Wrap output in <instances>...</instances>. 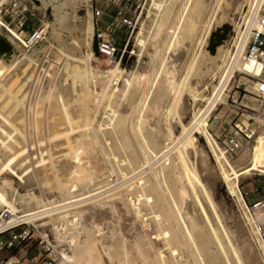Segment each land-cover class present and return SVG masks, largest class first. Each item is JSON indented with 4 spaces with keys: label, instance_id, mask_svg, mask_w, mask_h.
<instances>
[{
    "label": "bare ground",
    "instance_id": "6f19581e",
    "mask_svg": "<svg viewBox=\"0 0 264 264\" xmlns=\"http://www.w3.org/2000/svg\"><path fill=\"white\" fill-rule=\"evenodd\" d=\"M7 1L8 0H0V11L1 7ZM164 1L165 0H160L159 2L154 1L153 4L159 11L156 14L158 19L152 28L154 36H150L153 39L157 38L165 28L163 20L165 14L162 15L163 7L166 4ZM263 1L264 0H256V5L254 4L255 8L253 10L252 8L250 9L252 12L250 11L249 17H246L247 21H245V26H247L245 31L238 32V36L234 40L233 44L235 49L230 50L228 47L225 48L226 45L217 47V53L220 52L222 48H225L223 50L225 54L229 55L232 59L230 60L234 66L247 73L254 72L255 75L259 74L260 65H254L253 62L245 60L244 57L249 41L250 30L256 26V17L259 9L262 7ZM42 2L49 12L50 22L48 25L52 26L53 34L55 38L58 39L59 43L57 44H59V53L66 55V57L73 60V62L83 61L85 64H83L85 66L84 70H80V68L83 67H79L77 64L74 65L75 67L73 70L75 77L84 85V98L89 100L90 97H93L97 99L98 104H100V101L105 98V100L109 99L112 103L115 96H123V99L120 101V109L118 107L115 108V106L111 104H108L109 106L107 105L109 107L108 112L111 115V122L98 124L99 127L97 130L101 135L106 136L110 128L111 134H114L115 138L111 136L109 139L111 140L114 138L119 141V144L115 143L112 146V143H110V147L113 151H118L120 149L125 151L126 157L121 163L125 161L126 163L123 164V169H130L132 175L131 183L128 182L130 184L124 188H117V186L112 189L99 190L100 192L91 193L88 196L85 195V197L81 199H71L75 197L74 194L78 186L91 183L95 177L96 160L95 165H93L95 170L92 171L83 165V155L94 152V146L100 142V136L96 137L97 135L94 134L96 138L93 139V136L91 137L89 134L90 132L84 133V131L92 128L93 119L90 121L84 118L86 122H83V124H77L75 122V118L69 110L71 88H69L66 83L64 84L62 81L58 80L53 89H48L49 86H44L45 89L39 101V103H44L45 100L49 102V111L44 112H48L45 123V137L40 134L38 143L35 141L39 144V152L37 153H40V155H37L39 156V160L34 163L36 164L37 175H35L36 172L33 174V166L31 165L28 155L29 151L27 150L29 145H25V135L23 131V115L25 113L22 115V104L26 96L27 73L29 72V65L31 66L29 63L26 65L25 60L28 59L29 61H33L34 59L27 55L19 59L16 56L14 46L9 44L10 47L7 48L4 42L0 41V207L5 209L6 214V216L0 217V230L13 228L21 222L32 223L34 225H37V222H41L40 224L38 223L39 226L45 227L53 233L57 245L61 248L65 246L62 248L60 254L62 255L61 264H105V257L109 259L112 257L110 247L104 245L100 239L98 240L89 232H87L85 236H82L78 226L85 211L90 207L109 204L111 206H116L119 202L123 204L128 211L134 213L135 217L141 221L142 227L147 228L150 224L148 221L153 220L157 228L154 236L149 235L144 229L143 236L132 243L127 242L125 239H121L115 251L119 264H243L240 258L241 256L239 257L238 254L239 249H235L232 243L233 241H230L231 237L228 236L229 234H227L226 229L222 226L217 228L210 218L208 210L204 205L205 203H203L205 199L202 198L201 193L206 196L207 200H209L208 198L210 197L208 191L205 190L206 188L204 189L203 183L198 177L196 171L198 168L196 167L195 169L194 164L197 158L194 157L193 151L187 147L185 141L193 132L199 131L201 133L213 153L218 165V174L220 178L225 182L229 193L236 196L239 202L244 205L245 200L240 194L239 181L241 176L250 174L253 171L264 174V132L258 136L256 143L249 151H245L241 154L237 162H233L219 146L206 124V120L209 118L211 111L217 106L218 97L222 89L231 79V70L233 69L230 70V73L227 72V75L225 74L228 70L226 68L224 74L227 76H223L224 81L222 82V86H219V88H221L217 89L215 94L207 93L205 95V92L202 94L198 93L199 91L196 86L189 80V75L194 71L199 56V49L197 48L198 51H195L188 66L187 73H185L186 77L184 75L185 79H182L183 81L176 83L174 80L165 79L166 81L160 84L157 95L152 101L149 100L148 95L150 91H148V93L146 92L143 94L141 101L133 107L131 103L127 101V95L133 87L135 88L137 86L136 88L139 89L142 84L141 81L147 79V68L150 62H148V60L143 62L140 57L138 64L136 63L137 66L130 72L125 71L121 63L118 62L113 69L108 71V75L101 76L94 74L95 72L92 70L89 63L94 57L93 51L89 50L86 52L85 50L84 52L82 50V46L84 44L89 45V42L83 40V42L80 43L74 40L71 43L69 41L72 45V47L69 48L64 39L61 38L63 33L71 32L73 27L80 28L83 34L87 36L94 33V27L90 20L89 22L84 21L79 25L76 23V15L73 10L77 0H46ZM185 2L183 12L179 15L177 22L167 28V35L169 36L171 33L165 48V53L168 54V57L161 58L162 61L159 59L161 61L159 66L162 64L161 73L165 72L168 77L177 70V65L182 60L185 48L184 44L186 40H188L187 38L193 36L196 32L195 20L193 18L186 19V15H184L190 0H185ZM251 5L253 4L251 3ZM197 7L198 3L195 4L194 8L196 9ZM161 15L162 18H160ZM211 15L212 16H210L207 21H204L205 23L203 24L204 27L201 31V36L199 34L200 37H197L199 38L196 43L198 46L203 45V42L210 39L213 35L212 20L214 13ZM0 25H3L1 19ZM6 28L10 35L9 38L13 43L14 40L26 43L14 28L9 26H6ZM91 37L93 38V36H90V38ZM136 38L137 43L139 42L142 46L145 45V41L141 39L142 37H140V34ZM36 51L37 49H35L33 53ZM154 53L152 55L149 54L151 60L154 55L156 57V55L160 54H158V50L156 51V49ZM45 58L47 57L45 56ZM63 61L64 60H62V62ZM67 64L66 67L68 68ZM62 67L64 68V65ZM47 75L49 76V74ZM172 78L176 79L175 76H172ZM92 79H95V84L99 83L101 85L100 92H93L89 89V83H92L90 82ZM34 80H36V77ZM150 87H152V85ZM216 88L217 87L214 88L215 91ZM171 92H173L174 97L173 100L171 99V106H167L166 112L169 118L183 116L191 107L195 109V106L199 104L200 100L206 101L207 106L205 109H198V111L194 112L183 135L176 136L174 130L171 127H167V132L162 134L166 142L163 146H160L159 136L161 132L155 121L159 113L161 101ZM34 95L37 96L38 93ZM30 97L29 95V98ZM38 105H34V107L37 108ZM83 106H85V104ZM28 107L27 109H31V106ZM85 110L89 111L88 106H85ZM39 111L37 110L36 116L40 113ZM31 112L32 111H30V113ZM133 113L136 114L135 120L128 124L129 118ZM35 115L33 112V117H35ZM41 116L42 115H38V118H41ZM42 122L39 120L34 122L33 129L35 132H44H42L44 125H42ZM33 126L31 125V127ZM37 133H32V137H34L33 135H37ZM32 139L34 140V138ZM109 139L105 138L104 141L107 143ZM45 140L50 142L49 147L45 145L48 148L42 147ZM134 142H137V144ZM32 145L34 146V144ZM53 150L54 152L56 151L55 153H60L61 160L53 159L56 157L53 156L55 154L52 152ZM103 153L106 154L104 148ZM111 154L114 155L115 159L117 158L115 153L111 152ZM32 156L35 157V155ZM193 161L195 162L193 163ZM244 162L248 164H244ZM123 169L120 170L122 171ZM122 174L124 177H127V173L122 171ZM213 175L216 177L215 174ZM9 178L17 180L18 185L24 188L26 192L21 193L18 190H14L11 192V195H9L4 190V187L10 186L8 181ZM209 179L212 180V176H210ZM36 181L44 185L52 183V185L50 184L51 189L56 192L57 190L60 191L62 195H64V200L66 202L59 204L54 197V199H42L41 195L39 197L34 191ZM24 189L22 190L24 191ZM189 198H193L195 205L199 207L205 222V228L200 225V222L198 223L195 216H193L194 214L192 215L193 212H191V209L193 207L190 206L191 209L188 211L190 204L187 206V200ZM85 202H87L86 206L80 205ZM31 204H35L36 207L31 208ZM18 205L25 206L27 209L21 211ZM147 209L151 212H142ZM246 209L247 206L242 215L247 229L239 228L240 230H235L233 240L235 239L236 247H240L244 242L243 240H247V238L255 240V243L258 245L255 231L248 227L246 223V218H249ZM150 213L153 214V217H146L147 214ZM214 213L216 214V212ZM67 232H69L68 237L70 238V240H67L68 243L66 241ZM212 245H215L216 251L213 250ZM258 246L261 250V258L264 262V250L261 245ZM250 256L248 255V260H250ZM259 259L256 260L258 261ZM251 260L253 259L251 258Z\"/></svg>",
    "mask_w": 264,
    "mask_h": 264
},
{
    "label": "rangeland",
    "instance_id": "374dc122",
    "mask_svg": "<svg viewBox=\"0 0 264 264\" xmlns=\"http://www.w3.org/2000/svg\"><path fill=\"white\" fill-rule=\"evenodd\" d=\"M42 1H46V0H8L1 7V11H0V19L3 22V25H0V39L8 42V44H11L12 46L15 47L16 56L19 59H22L25 55L31 56V58L34 59L33 61H29L28 59L25 60L26 65L29 63L31 64V66L29 65V72L27 73V79H26V90H25L26 100L24 99V103H23L25 106L22 104V115L25 113L23 115V123H24L23 131L25 135V145L27 146L29 145L27 147V150L29 151L28 155L31 161V165L33 166L32 167L33 174H35L36 172L35 175H37V168L35 167L36 164L34 163H36L37 160H39V156L37 155H40V153H37L39 152V146H38L39 144H37L38 139L40 138V134L43 135V137H45L44 135L46 134L45 123L47 120L46 116H48V112L46 113L44 112L49 111V102L45 100L44 103H39V101L42 97V92H44L46 86H49L48 89L51 88L53 89V87L56 85L58 81H62L64 84L66 83V85L69 88H71L69 110L73 115V117L75 118V122L77 124H81V123L83 124V122L84 123L86 122L85 121L86 118L89 119L90 121L93 119V124L91 126L92 128H89V130L84 131V133L90 132L89 134L91 135V137L93 136V139L100 136L99 137L100 142L95 144L96 146H94L95 153L91 152L83 155V165L92 171L95 170V167H93V165H95V160H96L97 164H96L95 177L92 181L93 183L91 182L92 185L91 183H89L78 186L77 191H75L74 194L75 197L71 199L72 200L81 199L82 197H85V195L88 196L91 193L100 192L104 189L105 190L112 189L117 186H118L117 188H124L125 186L131 183V177H132L130 169L128 168L123 169L124 168L123 164H125L126 162L124 161L123 163H121V161L125 159L126 153L123 149H120L118 151L111 150L110 143H112L111 144L112 146L115 143L119 144V141H117V139H114L115 135L111 134L110 128L108 129V133L106 134V136L101 135V133L97 130V128L99 127L98 124L111 122L110 121L111 115L108 112L109 109L108 106L111 104L112 106H115V108L116 107L119 108L121 103L120 101L121 99H123V96L122 97L115 96L112 103L109 99L105 100L106 99L105 98L104 100L100 101V104H98L97 99L93 97H90L89 100L84 98V85L82 82H80L78 78L75 77V74H73V70L75 64H77L79 67H83L80 68V70H84L85 64L83 61L73 62V60L66 57V55L59 53L58 51L59 44H57L59 42L58 39L55 38L53 34L52 26L48 25L50 22L49 12L47 7L43 4ZM154 1L159 2L160 0H133L132 9H134L137 6V4H140L139 11L141 12V17L135 28L127 29L123 26H117L111 31L115 38L116 44L121 48V50H124L123 52L120 53L123 54L121 60H116L114 62L107 60L105 56L100 54L97 43L94 40V38L92 37L90 38V36H93L94 33L90 34L89 36L84 35L83 32L78 27H73L71 32L63 33L61 38L64 39V41L66 42L69 48L72 47L71 43L74 40L80 43H82L83 40L89 42V45L84 44L82 46V50L84 52L85 50L86 52L89 50L93 51L94 57L91 59L89 63L92 70L95 73L93 71L92 72L96 75H101V76L108 75L109 73L108 71L113 69L115 67V64H117L118 62L121 63V66L125 71L130 72L131 70L135 69L140 57L142 58L143 62L148 60V62H150V65L147 68V74H148L147 79L141 81L142 84L139 89L136 88L137 86L135 87L136 89L133 87L127 95V101L130 102L133 107H135L137 103L141 101V99L143 98V94H145L146 92L148 93V91H150L148 95L149 100L152 101L154 97L157 95L158 92L157 90L160 88V84L166 81L167 79L174 80L176 81V83L183 81L186 77L185 73H187V69L193 58V55L195 51H198V49H199V56L195 64L194 71L189 75V80L190 82H193V84L196 86V88L199 91L198 93L202 94L205 92V95L207 93L215 94L217 92V89L221 88V87L219 88V86H222V82L224 81L223 76L226 77L228 73L232 71L231 79L222 89L220 96L218 97L217 106L215 109L211 111L209 118L206 120V124L210 133L216 139L219 146L224 151H226L225 148L228 143V137L230 135L235 134V132L239 130L235 128V124H237L240 128H242L244 132L249 134L253 133L252 138L249 139L247 142L243 143V147L239 150L238 154L233 159L229 158L231 161L237 162L241 154H243L245 151L247 152V150L249 151L250 148H252V146L256 143L258 136L262 132H264V99L259 98L255 95L254 85L257 82V78L251 77L247 72L234 66V64L231 61L232 59L229 57V55L225 54L223 49H225L226 47H228L230 50L235 49L233 44L234 40L238 36V32L240 33L241 31L242 32L245 31L247 26V25L245 26V21H247L246 17H249V12L250 11L252 12V10L255 8L256 0H190V2L187 5V9L184 12V15H186V19L193 18L195 20L196 32L193 36L187 38L188 40H186L184 44L185 48H184V52H183L184 54L182 56V60L181 62H179L180 64L178 63L176 68L177 70L173 74L169 75V77L165 72L161 73L162 64L161 66H159L162 59L164 57L166 58V56L168 57V54L165 53V48L169 40L168 37H170L171 33L169 34V36L167 35V28L170 25L177 22L179 15H181L183 12V8L186 2L185 0L164 1L166 4L163 7L162 15L164 14L166 15V16L164 15L163 17L165 28L157 38L153 39L151 38L152 36H154V31L152 32V28L154 27V24L158 19V16L156 14L159 12L153 5ZM91 3H92L91 0H77L73 11L74 14L77 16V17L75 16V20L78 25L84 21L89 22L90 20V22L94 27L93 15H91L92 14V8L90 7ZM196 3H198V7L195 9L194 6ZM251 3L253 5H251ZM251 8L252 10H250ZM263 8H264V1L262 7L259 10H262ZM111 10L113 11V9H110V11ZM212 13H214L212 20L213 35L210 39H207L205 42H203V45L198 46V44L196 45L199 39L197 37L201 36V31L203 30L204 27L203 24L205 23L204 21L205 20L207 21L209 17L212 16L211 15ZM162 15L160 18H162ZM107 20L108 19L106 17L105 21ZM6 26L14 28L22 36L23 40L26 43L19 42L18 40H14L13 43L9 38L10 35ZM34 32L42 33L41 38L38 39L37 42L35 41L34 43H29L27 40ZM138 33L140 34V37H142L141 39L145 41L144 46L140 45L139 42L137 43L136 37L139 35ZM219 46H225V48H222L220 52L217 53V47ZM35 49H37V51L33 53ZM155 49L156 51L158 50V54L160 53L161 55L160 54L156 55V57L158 58H156L154 55L153 56L154 61H153V59L151 60L150 55L154 53ZM159 51H161L162 53ZM45 56L47 58H45ZM62 60L64 61L62 62ZM66 64L68 68L66 67ZM63 65L64 68L62 67ZM226 68L228 69L227 71ZM224 72L227 75H225ZM47 74H49V76ZM41 76L43 77V80ZM172 76H175L176 79L175 78L173 79ZM35 77L36 80H34ZM94 80L92 79V81H90L92 83H89V89L93 92H100L101 85L99 83L95 84ZM151 85L152 87H150ZM215 87H217L216 91L214 89ZM35 93L36 95L38 93V95L35 96L34 95ZM29 95L31 96L30 98ZM173 97H174L173 92L168 93L163 98V100L159 105L160 109L155 122H157L156 124L161 132V135L159 136L160 146H163L166 142L162 134H165L167 132L166 131L167 127H171L174 130L176 136L183 135V133L186 130L187 124L193 117L194 112L198 111V109H205L207 106L206 101L200 100L199 104L195 106V109L191 107L183 116L180 117L175 116L174 118L171 117L169 118L166 112H167V108L171 106ZM35 98L38 100H36ZM84 104L85 106H88L89 111L85 110V106H83ZM28 105L29 107L31 106L30 107L31 109H27ZM34 105H38L37 106L38 109L34 107ZM165 107H166V111H165ZM34 109L35 110L37 109L38 111L40 110L39 111L40 113H38V115H42L41 118L39 117L40 119L38 118V115L37 116L35 115L37 110L35 111ZM30 111L32 112L30 113ZM33 112L35 117H33ZM135 116H136L135 113H133L132 116H130L128 124L132 123L135 120L134 119ZM34 120L36 121L39 120L40 122H42L43 120L42 122V125L44 124L42 128V132L44 131L43 133L40 132L37 133V131L35 132V130L33 129L34 128L33 124H35L34 122L36 121ZM30 121L32 122V124ZM31 125L33 127H31ZM32 133L33 134L37 133V135H33L34 137H32ZM94 134L97 136L95 137ZM111 136L114 138L110 140L109 138ZM32 138H34V140ZM105 138L109 139L107 143L104 141ZM45 141L43 142L42 147H46V146L49 147L50 142L49 141L47 142V140ZM185 141L187 147L193 151L194 157L197 158V160H195L196 162L193 161V163L195 162L194 166L195 169L196 167L198 168L196 169L198 173V177L202 181L204 189L206 188L205 190L208 191L210 197L208 198L209 200H207L206 196L203 193H201L202 198L205 199L203 203H205L204 205L208 210L212 222L217 228H220V226H222L223 228L226 229L227 234H229L228 236L231 237L230 241L231 240L233 241L231 242L234 244L235 249L240 250V253L238 250V254L239 257L241 256L240 258L242 259L241 261L243 262V264L246 263L253 264L254 262L255 263L257 262L256 264H264L263 259L261 258V253H260L261 250L259 249L257 243H255V240L246 237L247 240L244 239L243 240L244 242L241 245L243 248L241 246L236 247L235 239L233 240V235L235 233V230H238L239 228L247 229L242 213L245 210L246 206L250 210L252 205H248L247 201L244 202V205L241 204L236 196H233L231 193H229L225 182L220 178L218 174L219 169L215 161V158L213 156V153L211 149L208 147L206 140L199 131H195L192 134H190ZM134 143L137 144V142ZM32 144H34V146ZM103 148L106 154L103 153ZM34 152L37 154H35ZM52 152H54V150ZM111 152L115 153V155L117 156L116 158L117 160L114 158V155L111 154ZM32 155H35V157H33ZM53 156H56L53 158L54 160L62 159L60 157V153H55ZM245 163L246 162H244V164ZM120 169H123L122 171L127 173V177L123 176L122 171ZM213 174H215L217 178ZM210 176H212V180L209 179ZM8 181L10 186L4 187V190L9 195H11V192L14 190H18L21 193L26 192L24 188L18 185L17 180H12L11 178H9ZM50 184L52 185V183ZM50 184L44 185L43 183L41 184L39 181H36V184L34 186L35 193L39 197L41 195L42 199L55 198L57 203L59 204H63L62 202L65 203L66 201L64 200L65 198L64 195H62V193L58 190L57 192L53 191L51 189ZM43 185H44V190H43ZM239 188L241 192L244 191H249L251 193L254 192L255 195L249 197V202H251L256 197L264 198V174L258 171H253L250 174H245L241 176L239 181ZM22 189H24V191ZM47 191H49L51 194ZM86 204L87 202L81 203L80 205L86 206ZM188 204H190L188 211H190L191 207H193L191 209V212H193L192 215L194 214L193 216H195L198 223L200 222V225L205 228V222L203 216L200 212L199 207L195 205L193 198H189L187 200V206ZM18 207L21 211L27 209L25 206H21V205H18ZM30 207L34 208L36 207V205L31 204ZM142 212L149 213L151 211L147 209V210H143ZM214 212H216L217 215ZM3 213H5V209L0 207V215L2 216ZM146 217L152 218L153 214L152 213L147 214ZM148 222H150L149 224L150 227L149 226H147V228L142 227L143 225L141 221L135 217L134 213H132V211H128L123 204L118 202L116 206H111L109 204L105 206L95 205L90 207L87 211H85L83 217L80 219V224L78 228L82 236H85V234L89 232L92 235H94L98 240L100 239L104 245L110 247V251L112 252L111 253L112 257L111 259L105 257V261H106L105 264H119L115 251H116V246L120 243L121 239H125L127 242L132 243L133 241L140 239L143 236L145 230L151 236H154L156 234L157 228L155 222L153 220L152 221L149 220ZM38 223L40 224L41 222H37V225L36 224L34 225L32 223L21 222L17 226H14L13 228L11 227V229L4 234L5 238H8L11 233H17L24 236V239L22 240L21 244L16 249H13V252L14 253L17 251L20 252L22 258L25 259L30 257H38L40 254H42L43 256L51 252L56 253L58 258H61L60 257L61 250L65 246L62 248L58 246L53 233H51L45 227L39 226ZM66 236H67L66 241L70 240V238L68 237L69 232L66 233ZM212 247L213 250L216 251L215 245H212ZM47 248H49V250ZM241 251L243 252V254ZM248 255L249 256L251 255L250 260L251 258L253 260L251 261L248 260L247 259ZM256 259L259 260L257 261ZM68 264H72V263H68Z\"/></svg>",
    "mask_w": 264,
    "mask_h": 264
},
{
    "label": "built area",
    "instance_id": "2783aa9c",
    "mask_svg": "<svg viewBox=\"0 0 264 264\" xmlns=\"http://www.w3.org/2000/svg\"><path fill=\"white\" fill-rule=\"evenodd\" d=\"M94 34L93 38L97 43L100 54L109 61L121 60L124 50L116 44L112 30L117 26H123L127 29L135 28L140 17V4L132 9L133 0H91ZM110 9H113V11ZM107 17V21L105 18ZM42 33L34 32L27 40L29 43L37 42ZM248 45L245 51V60L253 62L254 65H260L259 74L249 72L251 77L257 78L254 85L255 95L264 99V8L258 11L256 17V26L250 30ZM239 129L235 134L228 137V143L225 152L230 159H233L243 147V143L252 138L253 133H246L235 124ZM241 195L252 205L250 210L246 209L249 218H246L248 227L255 231L258 245L264 250V198L256 197L249 202V197L254 196V192H241ZM6 216L4 213L1 217ZM9 229L0 230V264H61V258L56 253L51 252L38 257L22 258L20 252H13L24 239V236L17 233H11L5 238V233ZM49 250V248H47Z\"/></svg>",
    "mask_w": 264,
    "mask_h": 264
},
{
    "label": "water",
    "instance_id": "95a60500",
    "mask_svg": "<svg viewBox=\"0 0 264 264\" xmlns=\"http://www.w3.org/2000/svg\"><path fill=\"white\" fill-rule=\"evenodd\" d=\"M0 41H2V42H4V45H5V47H7V48H9L10 47V45L6 42V41H4V40H1L0 39Z\"/></svg>",
    "mask_w": 264,
    "mask_h": 264
}]
</instances>
